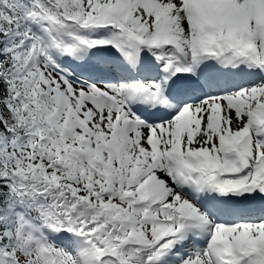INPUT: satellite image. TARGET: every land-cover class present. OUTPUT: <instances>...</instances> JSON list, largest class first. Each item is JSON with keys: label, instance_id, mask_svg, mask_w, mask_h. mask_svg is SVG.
<instances>
[{"label": "snow or ice", "instance_id": "snow-or-ice-1", "mask_svg": "<svg viewBox=\"0 0 264 264\" xmlns=\"http://www.w3.org/2000/svg\"><path fill=\"white\" fill-rule=\"evenodd\" d=\"M0 264H264V0H0Z\"/></svg>", "mask_w": 264, "mask_h": 264}]
</instances>
